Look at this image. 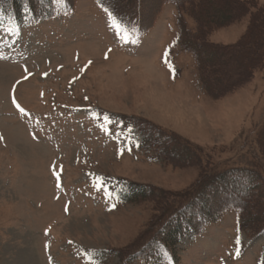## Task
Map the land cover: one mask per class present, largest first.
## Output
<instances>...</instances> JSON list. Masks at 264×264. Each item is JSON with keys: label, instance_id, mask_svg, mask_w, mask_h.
<instances>
[{"label": "rangeland", "instance_id": "obj_1", "mask_svg": "<svg viewBox=\"0 0 264 264\" xmlns=\"http://www.w3.org/2000/svg\"><path fill=\"white\" fill-rule=\"evenodd\" d=\"M126 1L142 26L96 0L35 21L0 8V264H264V229H241L236 210L181 209L206 167L264 172V56L242 44L264 0L209 9L230 17L206 37L213 95L198 80L189 4ZM139 121L199 157L159 161ZM111 179L150 194L118 200Z\"/></svg>", "mask_w": 264, "mask_h": 264}, {"label": "trees", "instance_id": "obj_2", "mask_svg": "<svg viewBox=\"0 0 264 264\" xmlns=\"http://www.w3.org/2000/svg\"><path fill=\"white\" fill-rule=\"evenodd\" d=\"M99 3L108 11L117 16V20L124 25H139L142 26V18L139 16L138 12L133 10V5L128 4L126 0H98ZM172 2L180 10L183 8V3H188L190 13L193 15L195 22L197 23V31L192 34L195 39V43L191 46L192 53L197 62L198 66V80L199 83L204 86V90L207 94L213 95L212 84L210 77L211 72V62L212 59H207L208 62L205 63L203 58V52L207 51V47H211L210 44L206 43V37L209 34V29L211 31L218 27V25H223L228 22L230 17H220L216 19H210L208 16L209 9L211 6L219 3L221 0H164ZM233 2V0H231ZM74 0H0V4L5 8V10L14 9L20 14L23 12L24 18L35 21L39 16H52L57 10H60L65 5H72ZM27 6L31 9L30 14H25L23 8ZM180 15H178L179 18ZM33 17V18H31ZM261 20L254 21L249 31L247 32L244 40L242 41L243 48L249 50L255 57L254 52H258V55L264 56V12L261 14ZM181 19V17H180ZM182 19L180 20V22ZM210 31V32H211ZM260 33L261 37L259 39L258 35ZM185 30H182L183 38L185 39ZM187 36V35H186ZM195 36V37H194ZM256 41V42H255ZM185 42V41H184ZM255 42V44H254ZM241 44V45H242ZM252 49V50H251ZM239 55L240 58H244V54ZM248 55V54H247ZM246 59V58H245ZM255 64V63H254ZM248 73L251 70V63L248 65ZM141 130L146 133L147 144L150 150H154L156 157L161 162L170 163H184L191 160H197L196 150L193 149L189 144L185 142L177 143L181 146L177 148L172 145L173 142L171 138L173 134L167 133L160 127L151 126L147 122H138ZM260 139L258 140L261 145V154L263 155L264 161V129L260 132ZM176 143V144H177ZM147 148V145L146 147ZM261 164V163H260ZM262 165V164H261ZM251 167V166H250ZM232 168L224 171H214L216 168H207V174L203 173L201 175L202 182L201 187L196 191L192 192L188 198L185 197L184 203L181 209L184 211L192 212L193 216H197L199 207H202L204 212L208 213L215 219H219L223 214L229 210H236L238 213V222L241 229H249L254 234L260 233L264 229V172L256 167L253 168ZM214 185L211 191L208 190L209 185ZM222 187L221 191L217 187ZM147 187L144 185H138L135 183H130L127 193H120V198L124 199L125 202H135L137 200L143 199L148 196L150 191L146 190ZM217 200H214L212 191ZM153 190L151 191V194ZM162 194V191H161ZM159 194V196L161 195ZM211 194V195H210ZM165 196L164 198H166ZM220 197V198H219ZM203 212V211H202ZM197 213V214H196ZM201 226L204 227L206 224L202 220L199 221ZM172 234L175 230H171ZM203 233L202 231L198 234ZM137 257V254L134 255ZM131 258V257H128ZM133 258V257H132Z\"/></svg>", "mask_w": 264, "mask_h": 264}, {"label": "snow or ice", "instance_id": "obj_3", "mask_svg": "<svg viewBox=\"0 0 264 264\" xmlns=\"http://www.w3.org/2000/svg\"><path fill=\"white\" fill-rule=\"evenodd\" d=\"M23 11H24V13L27 15V14H30L31 9H30L29 7H27V6H25V7L23 8ZM105 11H108V9L106 8ZM109 15H111V13H109ZM2 20H3V16L0 15V21H2ZM45 75H46V74H45ZM21 111H23V109H21Z\"/></svg>", "mask_w": 264, "mask_h": 264}]
</instances>
